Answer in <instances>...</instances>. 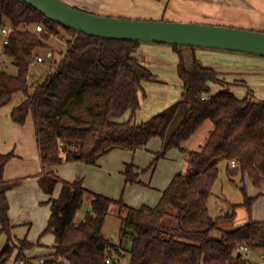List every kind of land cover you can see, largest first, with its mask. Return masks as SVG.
Masks as SVG:
<instances>
[{
  "label": "trees",
  "instance_id": "trees-1",
  "mask_svg": "<svg viewBox=\"0 0 264 264\" xmlns=\"http://www.w3.org/2000/svg\"><path fill=\"white\" fill-rule=\"evenodd\" d=\"M35 26H42L43 31ZM5 28L9 29L7 44L3 42ZM62 31L67 34V51L47 74L30 84L37 56L46 52L54 58L49 41ZM140 44L77 33L22 0H0V53L17 68V74H10L1 58L0 108L17 93L25 95L12 118L20 125L29 116L34 121L43 191L53 195L61 186L58 197L51 200L52 215L45 231L55 236V245L50 255L42 257V264H107L108 259L116 264H259L240 246L264 251V222L250 221L236 230L227 227L236 221L235 208L245 206L251 212L264 194V100L256 99L252 90L238 97L215 69L197 58L188 68L181 55L182 100L138 125L144 84L156 78L135 55ZM214 84L223 89L213 93ZM128 113V120H123ZM208 122L211 129L205 143L186 149L183 145ZM154 138L163 141L162 150L148 169L139 171L135 164H127L123 172L127 185L140 184L141 172L155 168L169 151L179 149L186 155L184 171L174 177L154 207H130L123 198L116 201L87 190L83 180L65 181L52 169L64 162L95 166L113 150L135 152ZM14 156L0 153V239L6 237L0 264L21 260L41 264L40 258L27 256L35 245L13 233L4 172ZM222 162L227 163L230 177L241 175L242 182L248 178L262 193L250 196L244 185V203L231 213L213 216L209 200ZM86 196H91L90 209L79 219ZM114 207L121 219V236L132 243L130 250L103 232ZM170 209L176 212V228L163 223ZM214 232L220 237H212Z\"/></svg>",
  "mask_w": 264,
  "mask_h": 264
},
{
  "label": "crops",
  "instance_id": "crops-1",
  "mask_svg": "<svg viewBox=\"0 0 264 264\" xmlns=\"http://www.w3.org/2000/svg\"><path fill=\"white\" fill-rule=\"evenodd\" d=\"M63 1L72 7L103 16L136 20L185 22L264 32V0ZM140 48L141 45L137 48L135 55L144 66L155 74L156 78L152 82L166 84L165 81L159 80V73L155 72L148 60L143 61L139 58L138 52ZM216 56L223 60L226 58L225 62L227 63H224L225 65L222 67L205 63L204 66L213 68L220 73L221 78L232 85V91L238 97H246L247 92L241 96L235 91L237 86L247 85L248 90L253 91L256 99L264 100V94L262 96L255 94V90L248 85L249 82L245 79L246 75L264 74V66L256 67V60L250 57H245L244 59L231 57L230 55L216 54ZM240 59L244 61L243 63H250L252 66L242 68L237 66ZM162 77L164 78V76ZM250 80L255 81L251 77ZM180 82L182 84V81ZM221 90L220 87L212 85L213 93ZM25 100V95L20 92L14 96L8 105L0 108V153H14L15 155L7 164L4 172L5 181L8 183L5 190L10 204V217L14 226V236L20 239L27 237L35 245L32 250L27 252L29 258H46L53 252L51 248L55 245V236L52 233H45L52 215L51 200L58 197L61 186L56 189L53 195L46 194L40 186L43 165L34 121L29 116L26 123L20 125L12 118L14 108L21 105ZM149 100L150 96L145 89L142 107L136 114V123L138 125L150 120L166 109L165 106L167 104L156 114V105L158 104L156 102L149 104ZM208 128L210 127L208 126ZM187 144L183 145L186 149H193L192 146ZM162 148L163 141L160 138H154L144 149H139L135 152L121 149L113 150L101 157L95 166L87 165L83 162H64L52 167V169L65 181L73 182L81 178L87 190L90 187L92 191L94 190V192L116 201L123 198L130 207H154L160 202L164 191L174 177L184 171L186 166L185 153L179 149L169 151L164 158L158 161L155 168L141 172L140 184L127 185L123 172L126 165L130 163L135 164L139 171L148 169ZM95 178H98L96 183L99 186L97 187L94 186L95 183L93 182ZM259 193L258 189L253 186V190L249 195L257 196ZM253 211L255 217H257L255 222H264V197L255 202ZM115 212L117 216V209ZM175 214V210L170 209V215L163 219V223L176 228L178 221ZM107 237L111 240L113 239V237ZM49 247L51 248L49 249ZM257 258H259V262L256 260L252 261L264 264V251Z\"/></svg>",
  "mask_w": 264,
  "mask_h": 264
},
{
  "label": "rangeland",
  "instance_id": "rangeland-1",
  "mask_svg": "<svg viewBox=\"0 0 264 264\" xmlns=\"http://www.w3.org/2000/svg\"><path fill=\"white\" fill-rule=\"evenodd\" d=\"M63 1V0H61ZM64 2V1H63ZM67 4V3H66ZM76 9H79L75 7ZM82 10V9H79ZM215 26V25H212ZM224 27V26H223ZM37 29V27H34ZM34 29V30H35ZM67 34L65 32H61L60 36H54L49 41V44L52 48V51L55 52L54 58L50 59L49 55H46V52L40 54V56L44 57V62L42 63H35L32 66L31 73H30V84L34 83L43 75L47 74L50 70L51 64L54 61L61 59L62 55L65 54L67 51ZM141 48L139 49V58L143 61L148 60V62L153 66L155 72L159 73V80L162 82H166V84H160L158 82H146L144 87L150 96V100L148 101L149 104L156 102L157 110L156 114L159 113V110H162L167 104L166 109L170 106L176 104L183 97V86L181 84V80L179 78V70L178 65L181 59V55L183 56L185 63L188 68H192L193 61L195 58L199 59L203 65L205 64H214L217 67H222L227 63L225 62L227 59L224 60L222 58H218L217 55H230L231 57H238L244 58L250 57L251 59L256 60V67L264 66V57L251 55V54H244L238 52H231L225 50H217V49H208V48H200V47H190L184 45H171V44H163V43H156V42H141ZM3 60L4 68L10 74H17V68L15 64H13L11 59L5 58L0 53V60ZM241 59L238 61L239 67L245 66H252V64L243 63ZM253 63V62H252ZM254 65V64H253ZM253 70V69H252ZM252 72V71H251ZM164 76V78L162 77ZM167 77V78H166ZM250 77L252 80L251 81ZM258 77V78H255ZM158 78V77H157ZM245 79L248 80V85L251 86L252 89L255 90V94L262 96L264 94V74L261 75H246ZM179 83V84H178ZM221 89L223 86L219 84H214ZM250 90V89H249ZM241 96L247 92L248 88L244 86H237L236 90ZM169 106V107H168ZM129 113L123 118V120H127ZM208 126L210 128H208ZM211 129V123H206L196 134V136L188 142L187 145L192 146L193 149H198L201 145L205 143L206 137ZM68 163V162H67ZM221 172L219 175L218 180L216 181L212 195L209 200V208L210 212L213 216L225 215L227 213H231L234 211L235 206H239L244 203V195L242 192V188L244 185L248 188V192L250 193L253 190V185L251 181L246 178L245 182H242V176L238 175L235 177H230L227 172V163L222 162L220 164ZM76 180H83L81 178ZM98 178H95L93 182L95 183L94 186H99L97 182ZM70 182V181H69ZM74 182V181H73ZM89 191H92V188L88 187ZM91 189V190H90ZM262 193V190H258ZM96 193V192H95ZM264 194L260 197L263 198ZM259 198V199H260ZM91 205V196H86L85 205L82 210L79 212V219H81L85 213L90 209ZM255 205V204H254ZM254 205L251 212L248 211V208L245 206L235 208L237 212L236 221L229 225L227 228L229 230H236L245 226L250 221H256L257 217L254 215ZM113 212L108 216L104 226L105 235L109 237H113L112 241L116 242L117 244H123V246L130 250L132 243L128 238H122L121 236V219L116 216V208H112ZM212 237L218 238L220 237L219 232H214ZM6 243V237L3 236L0 239V252L2 251L4 245ZM52 246V245H50ZM51 247H49L50 249ZM53 250V248H51ZM45 251V250H44ZM46 252V251H45ZM254 252V254H252ZM256 252V253H255ZM47 253V252H46ZM258 255H262V251H250L246 253V256L249 259L256 260L257 262L259 258ZM256 256V257H255ZM127 264L126 261L123 262Z\"/></svg>",
  "mask_w": 264,
  "mask_h": 264
},
{
  "label": "water",
  "instance_id": "water-1",
  "mask_svg": "<svg viewBox=\"0 0 264 264\" xmlns=\"http://www.w3.org/2000/svg\"><path fill=\"white\" fill-rule=\"evenodd\" d=\"M22 1L65 28L94 37L184 45L264 57V32L185 22L103 16L76 9L61 0Z\"/></svg>",
  "mask_w": 264,
  "mask_h": 264
},
{
  "label": "built area",
  "instance_id": "built-area-1",
  "mask_svg": "<svg viewBox=\"0 0 264 264\" xmlns=\"http://www.w3.org/2000/svg\"><path fill=\"white\" fill-rule=\"evenodd\" d=\"M37 30H38V31H43V27H42V26H38V27H37ZM2 33H3V35H4V40H3V42H4V44H7V43H8L9 29H8V28L3 29V30H2ZM51 55H52V54L50 53L49 56H51ZM42 62H44V57L38 55L37 58H36V62H35V63H42ZM231 165H232V167H236V162L233 161V162L231 163ZM240 250H241V252H243V253H248V252L250 251V249H249L248 247H246L245 245H241V246H240ZM44 261H45V258H40V260H39V262H40L41 264L44 263ZM14 264H28V263L26 262V260H21V261L15 262ZM107 264H116V263H114V260L108 259V260H107Z\"/></svg>",
  "mask_w": 264,
  "mask_h": 264
}]
</instances>
